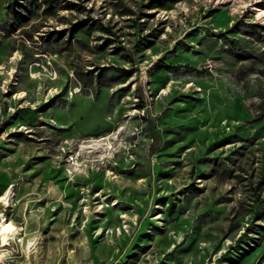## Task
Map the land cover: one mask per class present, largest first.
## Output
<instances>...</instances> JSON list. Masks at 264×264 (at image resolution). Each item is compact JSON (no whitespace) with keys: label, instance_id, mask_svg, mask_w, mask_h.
Here are the masks:
<instances>
[{"label":"rangeland","instance_id":"374dc122","mask_svg":"<svg viewBox=\"0 0 264 264\" xmlns=\"http://www.w3.org/2000/svg\"><path fill=\"white\" fill-rule=\"evenodd\" d=\"M0 198V264H264V0H0Z\"/></svg>","mask_w":264,"mask_h":264},{"label":"bare ground","instance_id":"6f19581e","mask_svg":"<svg viewBox=\"0 0 264 264\" xmlns=\"http://www.w3.org/2000/svg\"><path fill=\"white\" fill-rule=\"evenodd\" d=\"M1 200V198H0ZM5 221L4 218H0V236L3 240V242H7V239L9 238V234H7L5 231L8 230V228H4L1 222Z\"/></svg>","mask_w":264,"mask_h":264},{"label":"trees","instance_id":"16d2710c","mask_svg":"<svg viewBox=\"0 0 264 264\" xmlns=\"http://www.w3.org/2000/svg\"><path fill=\"white\" fill-rule=\"evenodd\" d=\"M47 1V0H46ZM83 23L84 24V22H86V20H82V21H80L79 23ZM78 23V24H79ZM78 24H76V25H78ZM163 68H168V65H166L165 63H163V64H161V65H154V69L156 70V71H159V70H162Z\"/></svg>","mask_w":264,"mask_h":264}]
</instances>
